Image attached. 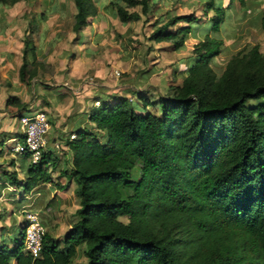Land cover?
<instances>
[{
	"label": "trees",
	"instance_id": "1",
	"mask_svg": "<svg viewBox=\"0 0 264 264\" xmlns=\"http://www.w3.org/2000/svg\"><path fill=\"white\" fill-rule=\"evenodd\" d=\"M149 1L109 4L126 24L140 18L130 9L139 6L147 15ZM72 3L70 29L78 33L98 6ZM206 7L213 10L211 31L219 33L223 9L212 1ZM198 21L194 14L159 19L149 40L181 49ZM260 26L264 35V9ZM31 35L23 39L18 71L25 85L42 65ZM223 50V39L208 33L193 45L181 84L157 101L138 93L139 104L115 96L93 106L88 120L104 141L81 127L65 142L79 199L72 224L60 239L46 232L38 256L24 251L20 227L11 244H0V264H70L82 245L86 264H264V53L258 44L239 49L217 73L213 60ZM6 104L21 105L14 96ZM54 165L45 152L23 179L5 174L17 188L8 195L22 194L17 207L38 186L53 183ZM135 168L138 179L126 178Z\"/></svg>",
	"mask_w": 264,
	"mask_h": 264
},
{
	"label": "rangeland",
	"instance_id": "2",
	"mask_svg": "<svg viewBox=\"0 0 264 264\" xmlns=\"http://www.w3.org/2000/svg\"><path fill=\"white\" fill-rule=\"evenodd\" d=\"M95 1L101 7L107 0ZM209 1L223 9L224 20L219 33L210 29L208 18L213 10L206 11ZM263 9L264 0H245L243 5L238 0H150L147 15L141 14L137 6L130 11L139 12L140 18L123 24L110 5L95 17H88L86 26L78 33H72V0H26L12 6L0 4V143H3L0 146V244H11L12 238L18 237L24 221L22 210H34L41 215L33 206L17 207L6 197V192L13 190L14 184L11 180L4 181V175L15 171L21 180L29 165L11 148L10 139L18 134L14 124L17 116L42 110L51 118L50 114L55 112L50 108L48 92L52 91L58 97L68 96L69 102H79L86 95V85L91 80L97 85L106 82L117 89V95L128 97L136 104H139L138 93L157 101L168 93L170 87L181 84L193 59L192 47L197 39L202 40L208 33L219 37L220 34H243L246 25L258 26ZM175 14H194L199 18L198 23L193 24L186 44L174 50L167 41L149 40L150 33L160 24L157 20ZM30 31L35 44L41 43L37 60L42 65L37 69L36 77L25 85L18 79V69L22 61L23 39L30 36ZM251 43L259 44L264 52V35L259 32L243 36L233 49H249ZM230 55L231 52H226L213 64L217 73L223 70ZM9 96L19 99L21 105L6 104ZM90 96L94 98L92 93ZM99 99L103 100L105 96ZM255 103L248 102L249 105ZM148 110L156 112L157 107L151 106ZM93 133L104 141L103 132L94 130ZM138 177L136 168L126 176L132 180ZM18 192H21L20 188ZM18 197L21 198L22 194ZM74 198L77 201L72 198L64 210L70 212V221L79 206L78 197L75 195ZM120 220L127 221L125 217ZM80 248H84L83 245ZM84 260L80 249L71 264H86Z\"/></svg>",
	"mask_w": 264,
	"mask_h": 264
},
{
	"label": "crops",
	"instance_id": "3",
	"mask_svg": "<svg viewBox=\"0 0 264 264\" xmlns=\"http://www.w3.org/2000/svg\"><path fill=\"white\" fill-rule=\"evenodd\" d=\"M108 1L109 0L105 1L101 5V7L100 5H98L99 3H97L99 8L98 14L101 13L104 8H109L110 5ZM244 18L245 20H248L247 15H245ZM256 32L262 34L260 22L257 27L246 25L243 34H220V37L223 39L224 50L213 60L214 63H216L218 61L217 59H219L222 55H225L226 52H231V54L236 52L239 48H233H235L237 42H239L240 39L241 41L243 40V36H252ZM196 41L198 42L199 39H197ZM254 44H252L251 46H253ZM36 46L39 52V50H41V43H36ZM259 47L261 49L260 45ZM94 76L96 77V75ZM87 84L86 95H84L79 102H77L76 100H71L69 102L68 96L64 97L62 95L61 97H58V95H55L52 91L46 94L50 97V108L55 112L54 115H52V113L50 114L51 118L48 117L50 122V130L47 134V138L49 143H62H60L61 148L58 151L54 150L51 146H49L47 150V152L50 153L53 158H55V165L52 167L53 183H46L38 186L26 197L28 204L25 205L33 206L41 213L46 232L59 239L62 238L64 232L70 227L73 222L68 219L70 212L65 213L64 210L67 209V204L72 198L75 200V183L71 178H69V170L71 169V151L65 144V142L68 139L69 135L76 131L78 128L85 127L92 131L95 130L94 124H90L91 122L88 120V112L93 107L94 100H100L99 97L101 98V96H105V99L120 96L117 95V89L109 86L106 82H101L99 85L94 82H88ZM91 93L94 98L90 96ZM67 100L68 102H66ZM23 157L26 159L25 156ZM3 179L4 181H8L5 175ZM64 185L66 186L62 187ZM11 191L17 192V188L15 185L13 190L6 192V197L7 199H9V201L16 203L17 200L20 199L18 197L19 195H8V193ZM25 205H23V207ZM77 208H75V210ZM66 220L68 223L65 222ZM23 225L24 221L21 223L20 227L22 228ZM80 249L83 250V248H78V252L80 251ZM84 263H86V260H84Z\"/></svg>",
	"mask_w": 264,
	"mask_h": 264
},
{
	"label": "built area",
	"instance_id": "4",
	"mask_svg": "<svg viewBox=\"0 0 264 264\" xmlns=\"http://www.w3.org/2000/svg\"><path fill=\"white\" fill-rule=\"evenodd\" d=\"M119 73L116 72V75ZM93 83V81H89ZM100 100H94V106H98ZM14 124L18 134L10 139L12 150L25 156L29 163L37 162L43 153L47 152L49 146L54 150L60 149L59 142L49 143L47 134L50 130L48 116L42 110L24 113L15 118ZM75 134H70L68 139H74ZM23 249L32 256H38L42 250V241L46 233L40 214L37 211L24 209Z\"/></svg>",
	"mask_w": 264,
	"mask_h": 264
}]
</instances>
